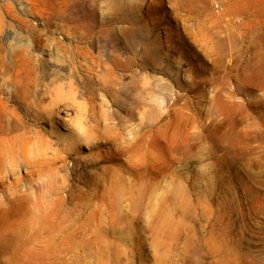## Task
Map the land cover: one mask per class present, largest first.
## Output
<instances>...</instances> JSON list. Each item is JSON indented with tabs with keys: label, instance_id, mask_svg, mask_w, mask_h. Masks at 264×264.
Here are the masks:
<instances>
[{
	"label": "rangeland",
	"instance_id": "374dc122",
	"mask_svg": "<svg viewBox=\"0 0 264 264\" xmlns=\"http://www.w3.org/2000/svg\"><path fill=\"white\" fill-rule=\"evenodd\" d=\"M0 264H264V0H0Z\"/></svg>",
	"mask_w": 264,
	"mask_h": 264
},
{
	"label": "bare ground",
	"instance_id": "6f19581e",
	"mask_svg": "<svg viewBox=\"0 0 264 264\" xmlns=\"http://www.w3.org/2000/svg\"><path fill=\"white\" fill-rule=\"evenodd\" d=\"M66 230H67V229H66ZM66 230H65V231H66ZM63 233H64V232H63Z\"/></svg>",
	"mask_w": 264,
	"mask_h": 264
}]
</instances>
